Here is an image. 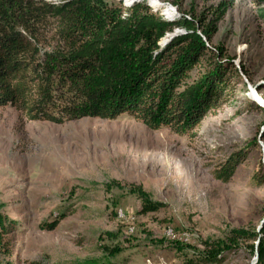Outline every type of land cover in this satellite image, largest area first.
<instances>
[{"label":"rangeland","instance_id":"rangeland-1","mask_svg":"<svg viewBox=\"0 0 264 264\" xmlns=\"http://www.w3.org/2000/svg\"><path fill=\"white\" fill-rule=\"evenodd\" d=\"M141 2L170 23L206 18L212 45L233 59V98L186 136L127 115L57 125L1 108L0 264H206L207 244L260 232L264 109L252 91L264 101V0ZM187 32L175 26L160 45ZM237 155L229 181H218ZM133 188L163 208L140 213ZM251 245L232 244L218 264H257Z\"/></svg>","mask_w":264,"mask_h":264},{"label":"trees","instance_id":"trees-1","mask_svg":"<svg viewBox=\"0 0 264 264\" xmlns=\"http://www.w3.org/2000/svg\"><path fill=\"white\" fill-rule=\"evenodd\" d=\"M54 5L0 0V109L57 125L127 115L186 136L233 98V59L212 45L206 18L170 23L145 2L128 9L116 0ZM175 26L188 32L160 45ZM242 159L231 158L215 178L227 183ZM130 192L143 203L140 213L163 208L140 188ZM241 240L258 241L251 249L264 264V224L259 233L234 230L229 240L207 244L202 260L221 263Z\"/></svg>","mask_w":264,"mask_h":264},{"label":"bare ground","instance_id":"bare-ground-1","mask_svg":"<svg viewBox=\"0 0 264 264\" xmlns=\"http://www.w3.org/2000/svg\"><path fill=\"white\" fill-rule=\"evenodd\" d=\"M37 1H39V0H37ZM44 1H46V2H50V3H54V4H59V3H56V2H54V1H58V2H65L66 0H44ZM141 1H143V0H127V2L126 3H128V4H133V3H138V2H141ZM150 4V3H149ZM152 4L154 5V7H159V4L157 3V2H152ZM161 6V5H160ZM163 14H165L166 16H168V17H173V14H174V11L172 10V9H170V8H166L165 9V11H164V13ZM252 97L254 98V100H255V97H254V94L252 95ZM256 102V101H255Z\"/></svg>","mask_w":264,"mask_h":264},{"label":"water","instance_id":"water-1","mask_svg":"<svg viewBox=\"0 0 264 264\" xmlns=\"http://www.w3.org/2000/svg\"><path fill=\"white\" fill-rule=\"evenodd\" d=\"M252 93L254 94V97H255V101L256 103L262 107L264 109V101L260 98V96L257 94L256 90H253ZM258 261V253H257V256H256V259L254 260V262H257Z\"/></svg>","mask_w":264,"mask_h":264}]
</instances>
